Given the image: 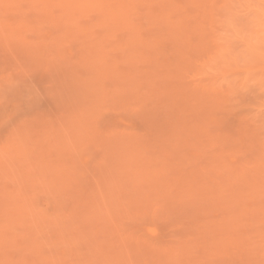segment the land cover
I'll return each instance as SVG.
<instances>
[{"label": "rangeland", "instance_id": "1", "mask_svg": "<svg viewBox=\"0 0 264 264\" xmlns=\"http://www.w3.org/2000/svg\"><path fill=\"white\" fill-rule=\"evenodd\" d=\"M264 0H0V264H264Z\"/></svg>", "mask_w": 264, "mask_h": 264}, {"label": "snow or ice", "instance_id": "2", "mask_svg": "<svg viewBox=\"0 0 264 264\" xmlns=\"http://www.w3.org/2000/svg\"><path fill=\"white\" fill-rule=\"evenodd\" d=\"M262 7H264V5H262Z\"/></svg>", "mask_w": 264, "mask_h": 264}]
</instances>
